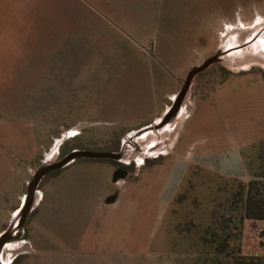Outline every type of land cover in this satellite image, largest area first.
I'll list each match as a JSON object with an SVG mask.
<instances>
[{
  "label": "rangeland",
  "instance_id": "obj_1",
  "mask_svg": "<svg viewBox=\"0 0 264 264\" xmlns=\"http://www.w3.org/2000/svg\"><path fill=\"white\" fill-rule=\"evenodd\" d=\"M257 21L264 0H0V233L42 161L123 154L45 175L2 263L196 264L210 212L233 216L228 192L264 170V70L226 68L264 43L245 42ZM234 44L194 76L170 131L128 138ZM238 243L263 256L264 221Z\"/></svg>",
  "mask_w": 264,
  "mask_h": 264
},
{
  "label": "trees",
  "instance_id": "obj_2",
  "mask_svg": "<svg viewBox=\"0 0 264 264\" xmlns=\"http://www.w3.org/2000/svg\"><path fill=\"white\" fill-rule=\"evenodd\" d=\"M250 174L249 180L239 182L238 190L229 191L224 199L233 216H218L216 208L210 212L199 235L203 253L196 264H264V255H244L238 243L245 220L264 221V170ZM220 203L214 202L215 207ZM222 219L227 223L221 224Z\"/></svg>",
  "mask_w": 264,
  "mask_h": 264
},
{
  "label": "water",
  "instance_id": "obj_3",
  "mask_svg": "<svg viewBox=\"0 0 264 264\" xmlns=\"http://www.w3.org/2000/svg\"><path fill=\"white\" fill-rule=\"evenodd\" d=\"M264 24L259 28L250 41L254 38L257 40L263 31ZM254 40V41H255ZM250 41H245L246 43ZM253 41V42H254ZM242 45V44H241ZM241 45H233L230 47H224L218 52H216L213 56L204 60V62L197 66H192L183 80V84L178 90L176 94L172 96L171 105L165 110L163 115L155 120L152 124L132 132L128 138H136L142 137L145 134H149L156 131H161L174 121L177 115L180 112V108L182 106L183 100L185 99L189 86L191 84L192 79L195 75L203 72L207 67L212 64L219 63L221 57L225 56L232 51H237L243 46ZM59 142V141H58ZM88 158V159H111L114 161H120L123 158L122 152H98V151H91V150H80V149H73L69 151L66 155H64L61 159L53 162V161H42L41 164L36 168L34 172H32L30 179L26 182V192L22 201L13 214L12 220L8 227L0 233V256L4 246L13 239L14 235L19 231V229L23 228L25 225L27 218L32 210V206L34 203L35 194L37 192V187L39 182L42 178L59 169H62L72 163L77 159ZM0 264H3L0 258Z\"/></svg>",
  "mask_w": 264,
  "mask_h": 264
},
{
  "label": "bare ground",
  "instance_id": "obj_4",
  "mask_svg": "<svg viewBox=\"0 0 264 264\" xmlns=\"http://www.w3.org/2000/svg\"><path fill=\"white\" fill-rule=\"evenodd\" d=\"M258 23H259V21L255 22L253 25L249 24V25L243 26V29L248 30L247 33H249L247 35V37H244V38H246V39H248L249 37L251 38L252 35H254L257 31H259V28L262 26V23L261 24H258ZM261 31L259 33H261ZM261 34L262 35H260V37L258 38V41H261V40L264 41V32L261 33ZM251 54H252L251 55L252 56L251 57L252 60H250L248 63L243 64V65L242 64H230L229 63L230 65L229 64H226V68L229 69V70H231V71H233V72H241V71L249 70L252 66H258V67H260L261 69L264 70V43L263 44H259L257 46H254L253 52ZM182 113L183 112L181 110L179 112V115H181ZM142 138H146V136H142ZM56 142L58 144V141H56ZM57 144L54 145V149L57 146Z\"/></svg>",
  "mask_w": 264,
  "mask_h": 264
},
{
  "label": "crops",
  "instance_id": "obj_5",
  "mask_svg": "<svg viewBox=\"0 0 264 264\" xmlns=\"http://www.w3.org/2000/svg\"><path fill=\"white\" fill-rule=\"evenodd\" d=\"M74 83H76V80L75 79H74L73 84ZM175 91H176V88H175V90H170V91L163 92L161 94V96L159 97V99H160L159 102L157 101L158 99H155V102H156L155 105H156V108H157L156 109V112L151 116V118H150L149 121L143 123V127L142 128H145L146 126L150 125L149 123L152 124L155 120H157L158 118H160L163 115V113L165 112V110L169 107V104H170V96L172 97ZM171 129L172 128L170 126V128L167 127V128H164L163 130L168 132ZM146 135H148V134H145L143 136H146Z\"/></svg>",
  "mask_w": 264,
  "mask_h": 264
},
{
  "label": "flooded vegetation",
  "instance_id": "obj_6",
  "mask_svg": "<svg viewBox=\"0 0 264 264\" xmlns=\"http://www.w3.org/2000/svg\"><path fill=\"white\" fill-rule=\"evenodd\" d=\"M54 172V171H53Z\"/></svg>",
  "mask_w": 264,
  "mask_h": 264
}]
</instances>
